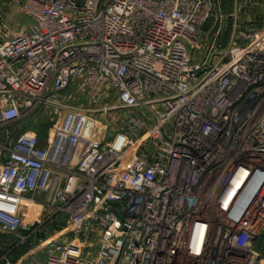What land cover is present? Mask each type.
I'll return each instance as SVG.
<instances>
[{"label": "built area", "instance_id": "2783aa9c", "mask_svg": "<svg viewBox=\"0 0 264 264\" xmlns=\"http://www.w3.org/2000/svg\"><path fill=\"white\" fill-rule=\"evenodd\" d=\"M219 2H23L0 46V264H264V29L201 55Z\"/></svg>", "mask_w": 264, "mask_h": 264}, {"label": "rangeland", "instance_id": "374dc122", "mask_svg": "<svg viewBox=\"0 0 264 264\" xmlns=\"http://www.w3.org/2000/svg\"><path fill=\"white\" fill-rule=\"evenodd\" d=\"M24 1L25 0H0V46L22 33L26 28L29 19L23 11ZM261 29H264V0H220L215 6L212 19L203 31L202 41L198 47V49L201 50L199 53L203 55L202 50L206 51L210 48V43L215 40V38L213 40L211 39L214 34H216L215 37L218 38L216 39V44L219 49H225L233 37L239 38L246 35H254ZM197 55L199 56L198 52ZM103 101H105V99H103ZM107 101L110 105L116 103L111 98ZM76 102L87 104L86 99L83 97ZM115 112V116L113 115L109 119L108 117L105 118L106 116L103 117L105 118V122L117 130L122 126L121 123L125 122V120H123V115L126 111L117 109ZM100 120L102 121V118H100ZM47 128L48 127H46V131ZM39 209L40 208L35 207L30 210H25V212H23L25 221L31 224V222L38 219L42 213L39 212L42 211V209ZM53 232L55 233L56 231L51 230L50 234ZM41 235V239L44 240L46 238L45 234L41 233ZM10 244L11 243L6 242V239L2 240L0 248H2V251H8V245ZM29 245L30 244H28V246ZM256 245V248H258L264 256V237H262ZM20 249L22 250L23 247ZM28 250H30V248L27 249L26 247L24 251L22 250L23 253L21 255Z\"/></svg>", "mask_w": 264, "mask_h": 264}, {"label": "trees", "instance_id": "16d2710c", "mask_svg": "<svg viewBox=\"0 0 264 264\" xmlns=\"http://www.w3.org/2000/svg\"><path fill=\"white\" fill-rule=\"evenodd\" d=\"M23 251L25 250V248L22 249ZM22 250H15L14 251V257H18V255L22 252Z\"/></svg>", "mask_w": 264, "mask_h": 264}, {"label": "crops", "instance_id": "0c3cea01", "mask_svg": "<svg viewBox=\"0 0 264 264\" xmlns=\"http://www.w3.org/2000/svg\"><path fill=\"white\" fill-rule=\"evenodd\" d=\"M0 244H2V238H0ZM2 248H0V250H1ZM19 250H21V249H19ZM23 253V251L18 255V256H20L21 254Z\"/></svg>", "mask_w": 264, "mask_h": 264}, {"label": "bare ground", "instance_id": "6f19581e", "mask_svg": "<svg viewBox=\"0 0 264 264\" xmlns=\"http://www.w3.org/2000/svg\"><path fill=\"white\" fill-rule=\"evenodd\" d=\"M38 208H40V207H38ZM40 209H41V208H40ZM40 209H39V210H40ZM39 212H41V211H39ZM33 213H34V212H33ZM28 215H31V214H28ZM32 219H33V218H32Z\"/></svg>", "mask_w": 264, "mask_h": 264}]
</instances>
